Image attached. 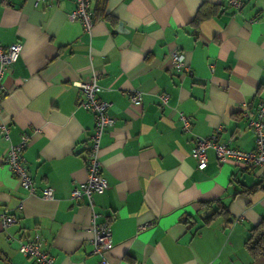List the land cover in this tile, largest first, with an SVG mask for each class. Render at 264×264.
<instances>
[{"label": "crops", "instance_id": "obj_1", "mask_svg": "<svg viewBox=\"0 0 264 264\" xmlns=\"http://www.w3.org/2000/svg\"><path fill=\"white\" fill-rule=\"evenodd\" d=\"M71 7V0H0V44L21 43L2 78L0 122L9 137L0 133V212L17 220L0 223V264H37L18 251L35 231L54 264L97 260L87 200L70 197L86 178L94 128L75 83L91 67L114 119L99 143L107 187L93 196L97 221L112 229V262L264 264L244 245L264 217V176L218 162L212 149L198 169L190 154L196 136L214 131L231 147L254 146L242 110L264 100V0L240 8L226 0H89L90 31L68 18ZM174 50L192 74L173 71ZM134 90L139 104L129 100ZM181 115L191 120L187 130ZM22 134L26 167L37 189H53L51 199L28 195L3 162ZM216 200L226 213L207 219Z\"/></svg>", "mask_w": 264, "mask_h": 264}, {"label": "built area", "instance_id": "obj_2", "mask_svg": "<svg viewBox=\"0 0 264 264\" xmlns=\"http://www.w3.org/2000/svg\"><path fill=\"white\" fill-rule=\"evenodd\" d=\"M37 2L39 0H33ZM58 2L60 0H47ZM236 8H240L243 0H226ZM72 7L68 10L67 16L70 20H78L86 31H90L93 20L92 12L89 8V0H71ZM21 43L14 41L6 46L0 44V101L6 95V89L2 84L3 75L11 63L19 56ZM170 65L174 72L182 75L192 74V69L182 51L174 50L170 52ZM98 74L91 67L90 75L82 81L75 83L78 87L81 98L79 105L87 110L94 119L93 132L88 136L87 156L85 161L86 178L80 183H76L71 191L70 197L78 199L84 196L90 210L91 231V253L97 256L93 264H120L113 263L110 258L113 246L112 232L109 221H97L98 213L93 210L94 194L103 192L107 183L101 175V162L99 159L100 137L105 129L114 122L113 117L108 113L109 103L97 96L99 85L97 83ZM142 94L134 90L130 92L129 100L133 104H139ZM168 94L161 92L158 94V102L162 108L167 104ZM242 115L247 119V125L253 133L254 146L251 149H240L229 146L226 142L220 141L217 131L207 136H196L190 154L196 161V167L202 169L207 165V149L214 151L215 157L220 163L233 161L247 169L255 170L258 175L264 176V100H260L254 112H248L244 107ZM182 127L189 128L191 120L188 116L181 115ZM220 128V127H218ZM8 126L0 122V133L4 138H8ZM27 135L22 134L17 143H10L3 158L6 167L18 179L20 186L28 195L39 194L42 198L51 199L53 189L49 185H44L37 189L33 178L28 171L23 159V149L27 143ZM21 207V203L18 204ZM17 220L16 216L7 212H0V223L2 229ZM18 251L24 256L31 257L37 264H54L52 256L42 248V238L39 232L35 231L25 240L21 241Z\"/></svg>", "mask_w": 264, "mask_h": 264}, {"label": "trees", "instance_id": "obj_3", "mask_svg": "<svg viewBox=\"0 0 264 264\" xmlns=\"http://www.w3.org/2000/svg\"><path fill=\"white\" fill-rule=\"evenodd\" d=\"M252 187H247L244 192H248ZM218 203V208L209 216L207 219H210L212 216L219 214L221 211L226 213V209H224V205L220 203V201H215ZM224 209V210H223ZM244 245L249 253L254 258H258L259 256L264 257V217L255 225H253L249 229V235L246 238Z\"/></svg>", "mask_w": 264, "mask_h": 264}, {"label": "water", "instance_id": "obj_4", "mask_svg": "<svg viewBox=\"0 0 264 264\" xmlns=\"http://www.w3.org/2000/svg\"><path fill=\"white\" fill-rule=\"evenodd\" d=\"M210 212V211H209ZM205 215V214H204Z\"/></svg>", "mask_w": 264, "mask_h": 264}]
</instances>
